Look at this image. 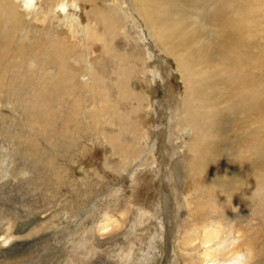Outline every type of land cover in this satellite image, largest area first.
I'll return each instance as SVG.
<instances>
[{"label": "rangeland", "instance_id": "obj_1", "mask_svg": "<svg viewBox=\"0 0 264 264\" xmlns=\"http://www.w3.org/2000/svg\"><path fill=\"white\" fill-rule=\"evenodd\" d=\"M67 1L0 6V264H200L204 227L217 225L249 240L238 264H264V145L245 166L238 155L264 133L239 104L214 109V72L239 40L230 17L249 12L240 22L264 61V0H79L89 29ZM167 47L195 67L210 48L187 91ZM107 116L122 128L114 144L137 156L111 151Z\"/></svg>", "mask_w": 264, "mask_h": 264}, {"label": "bare ground", "instance_id": "obj_2", "mask_svg": "<svg viewBox=\"0 0 264 264\" xmlns=\"http://www.w3.org/2000/svg\"><path fill=\"white\" fill-rule=\"evenodd\" d=\"M68 1L67 2H68L69 11H70V13L73 14V17L71 18V20H74L75 17H76L79 20V23L84 27V29L85 28L89 29L90 25H91L90 21L84 20L83 17H82V14H83V5H82L83 0H82V3L80 2L81 0L80 1L79 0H68ZM85 1L86 2H91V1H95V0H85ZM39 2L41 3V0L40 1L39 0H0V6H5L6 8H15L16 6H19L20 8H22V11L24 13H32L36 8H38ZM67 2H65V3L67 4ZM122 2H123V0H122ZM235 2H233V3H235ZM59 3L61 5L64 4L63 0H58V4ZM238 3H235L234 6L231 4V8H233V7L236 8L235 5L237 6ZM90 4H92V2ZM77 6H78V8H77ZM237 7L241 8V9L244 8L240 3L238 4ZM261 8H262V5H261ZM251 9H253V8H251ZM145 12H146V10H145ZM101 13L102 12L98 11V14H100L99 17L103 18V16H101ZM230 13H231V10H230ZM248 13L245 12L244 15L239 18V20L237 18L239 17L240 13H239V15L236 14V16H238V17L235 18V19H236V21L237 20L239 21L238 23L237 22H233L234 19L230 17L231 26L234 27L233 30H234L236 36L239 38V40L238 41H234L233 43H231V45L229 47H227L225 49L226 56H225L224 60L219 63V66L216 68V70L214 72V79H215V84H217V87H220V85H224L222 88H219V90L216 87L215 91H217L218 94H219L218 95L219 96V101L216 102V105H215L214 109H219V111H227V110H229V106L226 103L227 101L228 102L231 101V102H234L236 104H239L241 106V112H242L241 116H242V118L248 120V121H245L246 123H248V126H249V124H251L250 127H256V128H251L253 131H256L258 133H262V132L264 133V117H263V119L258 120L259 117L261 116L262 112H264V97H263L264 95L261 96V88H260V84L262 83V76H263V69H262L261 65H263L264 61H263V58H260L259 55H257L260 52H258L256 54H253L251 49H256V50L261 51L260 50V46L256 45V44H253V46L251 45L252 41L247 39V36H251V30L246 28V26L244 24H242V22H240V21H244V22L246 21L247 23H249L248 20H249L250 16L248 17V15H246ZM263 15H264V13H263ZM70 17H71V15H70ZM258 17H259V15H258ZM232 23H237V24L234 25ZM107 27H109V26H107ZM64 28H66V26ZM263 30L264 29H262V31ZM122 31H124V30H122ZM243 33H244V35H243ZM70 36H71V40H73L74 31L72 29H71V32H70ZM157 42H159V41H157ZM182 42H184V40H182ZM60 43L63 44L62 41H60ZM165 43H163V44H165ZM195 43H198V41H196ZM62 44H61V46H62ZM180 45H181V43H179L177 46H180ZM163 47H164V45H163ZM165 48H166V46H165ZM178 50L180 52H177L176 50H173V49L170 50L168 48V49L165 50L166 51L165 53H167L169 56H171V55L174 56L175 59L177 60V65H178L177 68L179 69L180 75L182 76V78L184 80V86H186V91H187L188 89H190V88H187V87H190V86L193 85V79L190 78V74L196 75V72H195L196 67L198 66V69H201L200 68V63H202L203 65L205 64V60H206V58L208 57V55L210 53V48H206V50L204 51V53L201 56V58L197 61V64H195V65H197L196 67L193 65L194 64V60H192V59L188 60L189 57L191 58V52L188 49L187 50H182L180 48ZM80 53H82V52H80ZM85 55H86V53H85ZM218 55H219V52H218ZM196 60L197 59H195V61ZM83 61L84 60H82V62ZM19 64L20 65H14V69L13 70H16L17 72H19V68L21 66L22 67L24 66L23 63H19ZM53 65H54V63H53ZM220 65H222L223 67L220 66ZM83 68H85V67H83ZM91 69H92V67H91ZM222 71H225V74H223ZM96 73H97V71H96ZM93 74H94V72L92 74H90V75L93 76ZM4 76H5V73L2 71V69L0 67V81L4 78ZM17 76H18V74H17ZM98 76H100V75H98ZM89 80H90V78H89ZM92 82H94V80ZM113 84L115 85V89L114 90H116L115 91L116 95L118 96L119 99L123 100L122 97H121V93H122L121 91H123L121 89V86H122L123 82L121 84V81H120V79H119L117 74H116V80L114 81ZM127 85H128V83H127ZM91 89L94 92V94H96V95H101V96L107 97V94H109L108 91L106 90V88H105V90H103L104 92L103 91H101V92L98 91L97 92V90L94 89L93 87H91ZM92 91H90V92H92ZM129 94L132 95V96L133 95L137 96L133 92V90H130V91H128V93L125 94L126 95L125 99L128 98ZM123 97H124V95H123ZM99 106H100V104H99ZM109 107H110V105H109ZM232 107H234V105L231 103L230 109ZM114 108H115V106H114ZM108 111H109V109H108ZM212 114L214 115L213 112H212ZM201 118H195L194 119V123H196L197 121L201 120ZM251 118H256L257 119L256 120L257 124L260 125V123H262L263 125L257 127L254 123L251 122L252 120H249ZM101 124H103V126L105 128H112L110 130H107L106 131L107 133L104 134L105 141L109 145L114 144L116 141L120 140V138H116L117 136H115V133H109V132L115 131L117 133V135L119 136L120 133H121V130H122V128L119 125H113L111 123L109 116H107L105 119H102ZM113 127H115V129H113ZM263 138H264V134H262L261 137H257L256 139H254L252 141V142H254V144H256V148H255L254 152L251 151L252 150L251 146L253 144L252 143L248 144L247 138H245L243 140V144H241V145L244 146L246 144L245 146H246L247 150H245V152H244L243 150L240 149V147H239V150H238V155L242 157V164L243 165L245 163H248V162L252 161L251 158L249 159V155H248V154H250V152L252 154L256 155L257 153L260 152V149L263 148V145H264ZM118 144H121V143H118ZM123 147H124V150L122 152H120V146L119 145L116 146V144H114L113 147H111V151L114 154L120 155V156H123V157L124 156H129L130 154H132L133 156L136 155L137 148L135 147V148L131 149L130 143L125 144V145L123 144ZM133 150H135V154L132 153ZM119 152H120V154H119ZM209 152L212 153L211 151H209ZM196 155H198V154H196ZM199 155H201V154H199ZM204 163H206V162L204 161ZM176 168H177V166H176ZM193 168H194V164H193ZM196 168H198L197 165H196ZM198 169H202V167L199 165ZM250 176L251 175H249L248 178ZM201 178H204L203 180H207L210 177H208L206 175H201ZM204 182L205 181H201V183H204ZM245 185H247V184H245ZM197 236H198L197 232L190 233L188 235L187 239H186L187 240L186 242L194 241ZM184 243H185V241H184ZM201 243H202V245L205 248H204V251L200 255V258H201L200 264H238V260H240V257H242L244 255L243 254V249L246 248L244 250L251 251V246H250L249 240H247V241H245L243 239L240 240L239 236L238 237H234L233 225L230 226L229 228H226V229L224 228L223 230L218 225L217 226H205L204 227V234H203L202 239H201ZM246 257H247V255H246Z\"/></svg>", "mask_w": 264, "mask_h": 264}]
</instances>
